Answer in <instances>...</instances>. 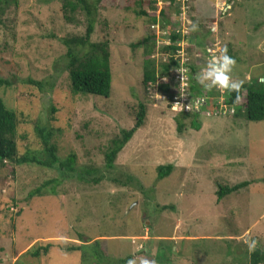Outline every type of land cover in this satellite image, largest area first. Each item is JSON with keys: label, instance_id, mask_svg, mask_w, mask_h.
<instances>
[{"label": "rangeland", "instance_id": "obj_1", "mask_svg": "<svg viewBox=\"0 0 264 264\" xmlns=\"http://www.w3.org/2000/svg\"><path fill=\"white\" fill-rule=\"evenodd\" d=\"M194 1L101 0L91 41L109 42L107 97L70 90L59 38L84 34V13L68 22L61 0L0 3V77L10 82L0 88V98L19 115L18 152L40 153L36 128L48 131L59 157L77 155L79 171L76 178H61L53 168L0 163V264H81L80 251L63 250L81 244L79 239L99 240L114 263L147 258L155 264H249L245 232L264 249V120H247L244 108L237 107L233 116L197 114L199 128L185 119L178 132L179 113L171 112L155 86L142 84L143 47L136 44L155 36L150 57L166 60L161 48L167 28L161 18L152 22L163 9L173 30L185 28V40L200 33L202 47L209 39L218 50L228 49L236 60L233 80L264 79V0H205L208 8L198 7L202 24L195 22ZM223 1L231 7L220 14ZM212 23L223 36L208 34ZM192 24L198 25L196 32ZM209 47L214 48L208 44L203 54ZM185 52L194 54L189 47ZM246 74L252 78L246 80ZM138 102L147 105L145 122L108 168V140L132 127ZM163 164L173 169L158 178L156 167ZM54 178L58 183H48V191L28 197ZM245 180L251 183L217 200L219 184ZM47 243L46 255L30 254Z\"/></svg>", "mask_w": 264, "mask_h": 264}, {"label": "trees", "instance_id": "obj_2", "mask_svg": "<svg viewBox=\"0 0 264 264\" xmlns=\"http://www.w3.org/2000/svg\"><path fill=\"white\" fill-rule=\"evenodd\" d=\"M12 1L14 4L17 0H0V3L7 4ZM63 17L66 21L72 22L74 16L78 12H82L85 15L86 25L85 32L82 35H71L59 38V41L65 46V58H66V70L68 71V78L70 81V90L74 95H93L107 97L111 88L112 70L110 65V49L109 42L107 40H101L97 42L91 41V35L94 31L95 15L97 5L101 0H61ZM172 3L176 0H169ZM229 5V4H228ZM229 5V9H230ZM220 11V10H219ZM140 15H146L144 12H138ZM221 14V12H220ZM169 17V16H168ZM167 17L166 11L160 10L159 17L154 15L152 17L153 24L158 23L161 18V25L167 28V36L169 43H164L161 50L166 55V60L157 63L151 55L153 50V44H155V36H146L136 44L143 47L144 59L142 62V84L148 88L155 86L157 92H167L170 89V81L174 78V69L179 66L180 55L178 53L179 45L178 41L182 39L181 34L177 30H173L170 25V20ZM190 43V40L188 41ZM211 44V43H210ZM191 48L190 45L186 46ZM190 70L192 71L193 61L191 57H188ZM192 77L190 88L197 92H205V90L197 84ZM257 79V78H256ZM34 85L37 82L32 81ZM10 85L7 79L0 77V88ZM156 87H158L156 89ZM215 91H210V94H215ZM245 93V94H244ZM244 99V101L242 100ZM229 100L235 105V111L233 115H237L236 108H244L245 118L250 121H263L264 120V79L251 82L250 84H242L240 90L233 91L229 94ZM170 109V106L167 105ZM134 123L132 127L125 129L122 128L118 133L113 135L106 145L104 150V164L108 168H112L117 155L124 148L126 143L132 138L134 133L144 124L146 118L147 105L143 102H138L134 109ZM171 110V109H170ZM173 110H171L172 112ZM179 113L175 121L177 123V131L180 132L184 127L185 119H189V125L191 127L199 128L200 124L196 120L197 114L188 113L183 111H174ZM231 115V116H233ZM20 122L19 115L9 109L3 100L0 98V163L2 161H10L16 164H36L38 166L53 168L57 171L58 176L61 178H73L78 176L77 155L74 152H70L67 156L59 157L58 149L51 141V133L36 128L41 138L39 151H28L25 153H19L16 143L17 126ZM173 169L172 164H163L156 167L158 178L168 176ZM130 177L127 176L128 182ZM99 178L97 179V181ZM58 183L57 179H51L45 184L36 188L29 193L28 197L41 195L48 191L46 185L48 183ZM254 182V181H252ZM127 182H124L126 185ZM251 183V180H245L233 185L219 184L216 190L217 200H221L225 195L231 192L237 191L240 188L246 187ZM49 191L53 195L56 194L55 189L52 187ZM170 206L163 205L161 209H168ZM81 244H67L63 248L66 252L80 251L81 264H119L127 263L129 258L120 260L117 262H111L105 255L99 240L87 242L85 240ZM51 247L50 243H47L38 248H32L29 250L30 254L34 257H38L41 254L46 255ZM249 264H264V249L256 248L255 251L249 253Z\"/></svg>", "mask_w": 264, "mask_h": 264}, {"label": "built area", "instance_id": "obj_3", "mask_svg": "<svg viewBox=\"0 0 264 264\" xmlns=\"http://www.w3.org/2000/svg\"><path fill=\"white\" fill-rule=\"evenodd\" d=\"M176 0L175 2H178ZM225 2H222L220 7V12L223 13L227 9H229V5ZM190 23V21H189ZM153 25L152 27H154ZM157 31H159L157 29ZM182 39L178 41L179 50L178 53L180 55L179 66L174 69L175 76L170 81V89L167 92H160V97L162 99H166L167 105L170 106V109L173 111H183L188 113L200 114L206 113L207 115H222V116H231L234 114L235 105L232 104L229 100V93L224 90L215 89V94H210L209 91L197 92L193 91L190 88L191 80L193 77V73L190 70L189 62H188V53H186V45L188 41L184 39L187 31L185 30H177ZM164 42L169 43L168 36ZM214 48L209 47L218 54V44H210ZM213 91V90H212ZM199 101V105L197 106V102ZM174 104L176 107L174 108Z\"/></svg>", "mask_w": 264, "mask_h": 264}, {"label": "clouds", "instance_id": "obj_4", "mask_svg": "<svg viewBox=\"0 0 264 264\" xmlns=\"http://www.w3.org/2000/svg\"><path fill=\"white\" fill-rule=\"evenodd\" d=\"M198 30L197 24H192L191 31L196 32ZM210 58L205 66H203L198 74L194 77L197 84L200 85L206 91H212L214 88L224 90L229 94L233 91H239L242 86V81L233 80L231 73L236 65V60L227 54V48L224 47L219 50L217 54L212 49H208ZM159 98V97H158ZM199 101L197 102V106ZM176 104H174V108ZM244 243L247 245L249 252H253L257 248L258 241L251 238L248 232L244 233ZM127 264H137L135 258L129 259ZM139 264H155L154 260L147 258L139 261Z\"/></svg>", "mask_w": 264, "mask_h": 264}, {"label": "crops", "instance_id": "obj_5", "mask_svg": "<svg viewBox=\"0 0 264 264\" xmlns=\"http://www.w3.org/2000/svg\"><path fill=\"white\" fill-rule=\"evenodd\" d=\"M193 4H194V8L197 12L195 22L197 23V21H198V23H200V24L205 23L206 21H205L204 17L202 15L198 14V7L200 5H203V6H206L208 8L207 2L205 0H195L193 2ZM212 25H214V28H213V30H215L214 32H212V31L210 32V27H212ZM207 27L209 29L208 34L211 37L214 36L215 39H217L221 35L222 36L224 35L223 32H220V33L218 32L219 26L215 23L214 24L212 23L211 25H207ZM233 36H235V35H233ZM190 38H191V41H190L191 51L194 53L193 55H191V59L193 61L192 73H193V76H196V74H198L200 69L206 65L208 59L210 58V57H208V56H210L208 51L205 52V54H203V48L207 47L208 44L211 43V41L209 39H207L205 46L202 47V42L200 41V39L202 38V35L200 33L191 34ZM250 78H252V77H250L248 74H246V80H249ZM261 78H263V77L259 76L257 79L259 80Z\"/></svg>", "mask_w": 264, "mask_h": 264}]
</instances>
